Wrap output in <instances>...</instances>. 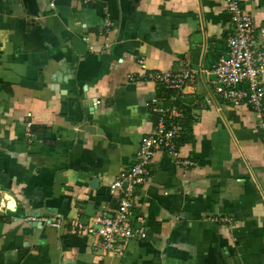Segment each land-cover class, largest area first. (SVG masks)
I'll return each mask as SVG.
<instances>
[{
  "label": "crops",
  "instance_id": "1",
  "mask_svg": "<svg viewBox=\"0 0 264 264\" xmlns=\"http://www.w3.org/2000/svg\"><path fill=\"white\" fill-rule=\"evenodd\" d=\"M242 5L264 26V0ZM231 32L225 0H0V264H264V114L209 77ZM188 66L183 93L148 77ZM155 97L182 109L194 164L156 152L147 237L98 251L73 221L116 208Z\"/></svg>",
  "mask_w": 264,
  "mask_h": 264
},
{
  "label": "built area",
  "instance_id": "2",
  "mask_svg": "<svg viewBox=\"0 0 264 264\" xmlns=\"http://www.w3.org/2000/svg\"><path fill=\"white\" fill-rule=\"evenodd\" d=\"M80 1L89 4L95 0ZM225 1L232 32L227 40V53L214 64L213 72L217 75L215 92L235 104L248 102L263 121L264 26H257L254 16L242 7V0ZM197 73V69L188 66L178 71L150 72L148 77L163 83L169 90L183 93L187 88L197 87ZM129 77L134 78V75ZM160 101L156 97L151 101V110L157 115L155 125L149 134L143 136L132 164L109 183V190L117 203L116 208L110 214L97 215L90 221L80 215L73 221L82 234L92 237L93 246L98 251L116 253L127 241L147 237L146 217L136 213L134 208L137 187L151 177L156 152L163 151L182 164H194L192 160L180 159V144L184 133L182 109L175 104L166 106ZM7 203V193L0 177V208H6ZM59 223L58 217L53 218L52 225L58 226Z\"/></svg>",
  "mask_w": 264,
  "mask_h": 264
},
{
  "label": "water",
  "instance_id": "3",
  "mask_svg": "<svg viewBox=\"0 0 264 264\" xmlns=\"http://www.w3.org/2000/svg\"><path fill=\"white\" fill-rule=\"evenodd\" d=\"M242 7H243V5H242ZM197 69H198V67H197ZM209 77H210V79H216L217 78V75H216V73H213L212 75H209ZM125 184H127V182H125Z\"/></svg>",
  "mask_w": 264,
  "mask_h": 264
}]
</instances>
